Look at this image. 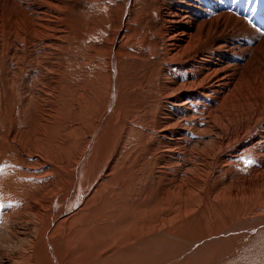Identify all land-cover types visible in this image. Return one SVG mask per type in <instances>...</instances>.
Instances as JSON below:
<instances>
[{
    "label": "bare ground",
    "instance_id": "bare-ground-1",
    "mask_svg": "<svg viewBox=\"0 0 264 264\" xmlns=\"http://www.w3.org/2000/svg\"><path fill=\"white\" fill-rule=\"evenodd\" d=\"M0 264H264V0H0Z\"/></svg>",
    "mask_w": 264,
    "mask_h": 264
},
{
    "label": "rangeland",
    "instance_id": "rangeland-1",
    "mask_svg": "<svg viewBox=\"0 0 264 264\" xmlns=\"http://www.w3.org/2000/svg\"><path fill=\"white\" fill-rule=\"evenodd\" d=\"M56 207V206H55ZM59 207V206H58ZM57 209V208H56Z\"/></svg>",
    "mask_w": 264,
    "mask_h": 264
}]
</instances>
